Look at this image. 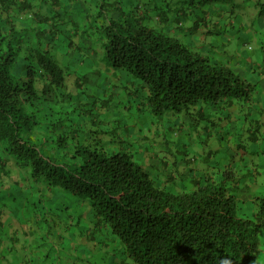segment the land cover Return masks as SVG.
<instances>
[{
    "label": "trees",
    "instance_id": "16d2710c",
    "mask_svg": "<svg viewBox=\"0 0 264 264\" xmlns=\"http://www.w3.org/2000/svg\"><path fill=\"white\" fill-rule=\"evenodd\" d=\"M228 1L0 0V200L23 196L20 210L40 229L47 215L68 216L66 202L86 203L95 231L114 235L129 264H261L264 195L254 198L255 213L242 214L227 186L235 167L177 191L127 146L134 127L125 114L137 113L130 107L140 99L156 122L168 111L192 114L199 103L238 111L251 131L234 133L238 149L262 136L254 76L264 67V0ZM244 3L255 10V62L235 59L214 31L224 13L232 25L248 14ZM202 29L211 39L199 40ZM56 219L69 228L70 216Z\"/></svg>",
    "mask_w": 264,
    "mask_h": 264
},
{
    "label": "rangeland",
    "instance_id": "374dc122",
    "mask_svg": "<svg viewBox=\"0 0 264 264\" xmlns=\"http://www.w3.org/2000/svg\"><path fill=\"white\" fill-rule=\"evenodd\" d=\"M204 5L207 6L206 4ZM232 5L233 1L229 0L226 4V7L229 8ZM241 6L246 8L250 6V4L244 3ZM236 8L239 7H235L236 11H241ZM245 17L249 18L250 20V13L248 16ZM237 21L238 19H236V22ZM204 35L205 34H202L200 36V38H202L201 40H203ZM213 36L214 39L217 41L218 35ZM209 39H211L210 35H208V40ZM211 43L214 42L211 41ZM77 70L80 69L78 68ZM248 75H255V73H248ZM259 76H254L255 80ZM73 80L74 75L68 78V86L71 91L74 90ZM259 85L261 97L264 98L263 76L260 77ZM138 103V106L135 105L130 107L132 113L133 111L135 112V110H137V113L131 115L125 114L128 118L131 116L135 117L132 120L134 123L132 135L127 138V143L129 144L127 145L129 149L128 151L133 155V159L138 164H140L143 169H145L148 173L152 174L153 176L154 172L158 170L162 173V176H166L169 174L174 175L175 178L173 179V181L176 184L177 180H179V183L177 184L178 187L171 183L168 185L169 188H173L177 191L188 188L187 186L190 187L192 184V177L196 176L200 177L201 179L202 177L207 176L206 170H202L205 169L203 167L214 166L213 172L217 173L216 170L218 169V166L219 168H223L221 167V161L223 163V160L225 159V161L228 163V161L233 160L234 157L245 158L246 160L247 157L252 156L253 164H251L257 170L260 171V176L264 177V131H262L263 139H261L262 136H260V140L258 142H248V145L246 144L244 146L243 151L240 150V155L236 156V150H238L236 144L238 145L241 140L232 137L233 149H230L228 147L226 148V146L228 145H222L223 149H221L220 142L217 138V136L219 137V133L218 130L215 128L216 126L214 124L217 117L216 114L209 115V117L205 116L196 119V116H198V114H193V112L197 110V106H194L195 110H192V114H188L186 112L173 113L172 111H168L163 114V116L158 122H156L155 118L151 116H146L145 111H141L143 108L141 99ZM211 111L212 109L210 108L209 112ZM218 111L219 109L216 107L214 109V112L216 113ZM141 117L142 119H140ZM228 118H225L226 121L228 120ZM231 123L234 122L231 121ZM203 126H207L210 129L207 131L202 128ZM119 130L123 132L122 126H120ZM161 132L166 138V142H159V140L155 142L156 139L154 137L160 134ZM231 132H234V130H232ZM240 134L244 136L245 131L243 132L241 129L238 128L237 135L239 136ZM144 137H146V139ZM225 140H223V142L227 143L225 142ZM245 150L248 151L249 156L245 154ZM229 152H232L234 154L233 159L232 156H230ZM167 153L172 154L173 159H166L165 156H167ZM224 154V159L221 160V155ZM163 161L168 164L167 167L164 166ZM205 161L207 162L208 166H204V164H206ZM180 162L183 163L184 167L187 169V172L184 175H176V173H174L176 171V167L174 166V164H179ZM200 163L202 165V169L197 168ZM171 170L173 173L171 172ZM234 171L237 172L238 170ZM240 172H244V169H239V173ZM260 176L258 178H260ZM181 183H183L182 186H180ZM259 195H264V183L259 186V193L253 195L252 198L248 197L246 200H239L240 202L237 201V204L241 208L240 212L244 213L248 211L247 214H252V212L255 213L258 206L256 205V203L254 204L253 202L255 201L254 198ZM66 204L68 206L66 212L68 216H70V226L68 230L64 232L66 235L65 239L67 241H65V243L60 246L61 253H56L55 259H53L54 252L50 254V257L48 256L45 258L46 264H65V260H67L68 264H112V257H114L117 261L115 264L130 263V260L127 257L126 252L124 251V248L120 241L114 235H112L104 226L99 229L97 228V231L92 229L93 224L89 222V219L87 217L89 210L86 203L81 207L76 206V200H72L70 202L68 201L66 202ZM6 207H8V205L4 206L3 204H0V212L3 213V209L8 210ZM19 210L20 209H18V211ZM68 216H66L63 212L59 211H56L50 216H46V219H48V221L42 225L43 227L41 229L37 228L39 229V234L37 235L39 238L38 246H40L41 249L48 250L49 248L53 251L55 247L59 246L58 241L55 242L54 240H57L56 236L57 234L63 232H60L61 230H63V228H61V230L60 228H58V230L53 231L55 235L53 234L51 237L47 238L45 234L47 230V224L51 221L52 218H61L64 220ZM56 222L58 223V220ZM51 244L54 245V247ZM259 245V260L261 264H264V231L260 233ZM59 253L61 261L58 262L57 260L58 258H60L58 257Z\"/></svg>",
    "mask_w": 264,
    "mask_h": 264
},
{
    "label": "crops",
    "instance_id": "0c3cea01",
    "mask_svg": "<svg viewBox=\"0 0 264 264\" xmlns=\"http://www.w3.org/2000/svg\"><path fill=\"white\" fill-rule=\"evenodd\" d=\"M224 8L225 7H223V9ZM241 9L244 12H248V14L246 15L243 14L242 15L243 18L241 17L242 19L241 20L238 19L237 22H236V19L232 20L233 21V25H232L231 19L229 18V16L227 15V13H224V16H223L224 18L221 20V23L216 24L218 25V27L215 26L214 31H217L223 36L220 42L221 43L223 42L222 44L225 47V49H227V51L229 50L228 53L230 55H233L235 59L238 58L239 62H241V59H240L241 57H247L249 61L255 62L256 60L254 59L253 61L251 58H255L254 56H256L258 52L259 47L256 45L257 34L250 27L249 23L251 21L249 20V18L245 17V16H248L249 13H250V16H252L255 13V10L252 7V5L251 7L250 6L246 8L242 7ZM239 27H241V29ZM202 34H205L203 36V40L208 38L207 31H204L202 29V31L198 32L199 40L202 39L200 38ZM232 41H234L235 44L231 43ZM226 43L227 44L230 43L229 46L225 45ZM224 57H225V54H224ZM258 60H261V59H258ZM263 68L264 67H262L261 76L264 77ZM261 76H259L258 78L260 79ZM196 106H197L196 107L197 110H195V112L196 114H198V116L196 117H205V116L209 117V115H212V114L217 115L214 124L216 126L215 128L218 130V133H219V137L217 136V138H218V141L220 142L221 149H223L222 145H228L226 146V148L228 147L230 149H233V145H232L233 138L232 137H234V133L236 137V134L238 133V128L242 130L243 129L242 127H244L245 137H248L249 134L251 133V131H249V129L247 128V125L243 126L242 122L237 120V116L239 115L238 111L234 113L233 111H230V110L229 111L220 110L215 113L214 112L215 107L211 106L208 103H205V104L199 103V105H196ZM256 106H258L259 109L262 110L261 114L262 116H264V98L261 97V94H259V96L256 98ZM210 108L212 109L211 112H209ZM228 112H229V115H228ZM250 115H252V113H250L249 116ZM134 118H135L134 116H131L129 120L127 121L128 124L133 125V127H134V123L132 120ZM225 118H228V120L226 121ZM140 119H142V117ZM231 121H233L234 123H231ZM239 122L241 124H239ZM262 125L264 128V124ZM131 129H134V128H131ZM205 130L208 131L209 129H205ZM232 130H234V132H231ZM227 131H230V134ZM131 135L132 134H130V136ZM226 135H227V138H226ZM144 138L146 139V137ZM154 138L156 139L155 142L158 140L159 142H166V138L163 136L162 132L156 135ZM223 140H225V142L227 143H224ZM259 140L260 138L257 137L256 141L254 142H258ZM245 145L246 144H243L241 148L239 149L237 148L238 150H236V153H237L236 156L240 155V150L243 151V148ZM244 152L247 156H249L247 150H245ZM229 154L230 156H232V159H233L234 154L232 152H229ZM166 155H167L165 156L166 159L168 160L169 158L173 159L172 154L167 153ZM224 156L225 154L221 155V160L224 159ZM252 162H253L252 156L247 157L246 160L245 158H240V157L235 158L234 157V159L228 161V163L225 161V159L223 160V163L221 161V167L224 168L228 166H233L235 167V170H238L234 176L235 178L234 181L227 183V186L230 188V191L236 195L237 201L246 200L248 197L252 198L253 195H255L256 193H259V186H261V184L264 183V177L260 176L261 175L260 171L257 170L252 165L253 164ZM163 163L165 167L168 166V164L165 163L164 161ZM205 163L206 164H204V166H208L206 161ZM174 166L176 167V171L174 172L176 173V175H184L187 172V169L184 167L183 163L181 162L179 164L175 163ZM201 166L202 165L200 163L197 168L202 169ZM203 168L205 169H202V170H206L207 175H209L210 177H213L215 175L216 177V173L213 172L214 166L212 167L208 166V167H203ZM217 168L219 169V166ZM218 169L216 170L217 172H218ZM239 169H244V172L239 173ZM207 171H210V172H207ZM161 174L162 173L159 170L154 172V176L157 179H162L163 181L162 183L164 185H166L167 183L169 184L173 183L175 186L178 187L177 184L179 183V180H177V184H176L173 181V179L175 178L174 175L169 174L166 176H162ZM259 176L260 178H258ZM198 179H200V177H196V176L192 177L191 186L190 187L187 186L188 188H185V189L192 188ZM6 181L8 180H5V183H3V186L1 187L2 189H6L8 187L9 184H7L8 182ZM182 184L183 183H181L180 186H182ZM24 202L25 200L23 196H14L11 198L5 197L0 200V204H3L4 206L8 205V207H6L8 210L3 209V213L2 212L0 213V264H46L45 263L46 257L48 256L50 257V254L54 252L53 259H55V254L60 252V249H61L60 246L55 247L53 251L51 249L43 250L41 249L40 246H38L39 244V238L37 236L38 229H37V224L35 223L34 216H32V213L30 215L29 211L28 213H25L22 210L18 211V209H21L20 206H22V203ZM247 212H244L242 214L246 215ZM57 225H60V226L58 227ZM57 225H56L57 228L56 226L53 225V231L58 230V228H60V230L61 228L63 229L68 228V227L66 228L63 227L62 226L63 224L57 223ZM92 229L96 230L94 228ZM57 237L59 236L57 235ZM65 241L67 240L65 238H62V242H65ZM31 245H36V246H31ZM60 253L58 257H60ZM116 262H117L116 259L113 258L112 264H115ZM65 264H68V263H65Z\"/></svg>",
    "mask_w": 264,
    "mask_h": 264
},
{
    "label": "clouds",
    "instance_id": "9594fccd",
    "mask_svg": "<svg viewBox=\"0 0 264 264\" xmlns=\"http://www.w3.org/2000/svg\"><path fill=\"white\" fill-rule=\"evenodd\" d=\"M221 264H231V260L226 258L221 262Z\"/></svg>",
    "mask_w": 264,
    "mask_h": 264
}]
</instances>
